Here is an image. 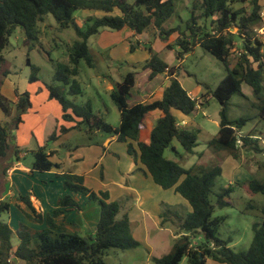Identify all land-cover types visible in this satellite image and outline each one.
Instances as JSON below:
<instances>
[{
  "label": "trees",
  "instance_id": "1",
  "mask_svg": "<svg viewBox=\"0 0 264 264\" xmlns=\"http://www.w3.org/2000/svg\"><path fill=\"white\" fill-rule=\"evenodd\" d=\"M244 1L194 0L191 16L185 23V29L181 30L179 27L168 29L163 26L174 12V0H0V51L6 47L9 36L17 27L22 28L29 43L38 41L41 36L39 23L48 14L54 17L59 29L73 28L75 31L77 38L69 46L68 61L58 62L52 81L45 84L48 97L61 106L62 119H78L71 128L60 126L59 133L86 128L89 133L116 135V141L125 144L128 155L136 164L143 166L142 171L156 185L164 190L173 189L190 205L191 211L185 215L176 214L165 209L166 205H161L160 225L166 222L177 224L178 236L169 253L153 258L154 264H179L183 257H186L187 264H206V258L223 264H264V207L259 210L261 222L252 226L253 237L246 251H235L228 246L230 239L218 237L219 228L226 218L213 216L214 208L230 205L225 197L230 195L232 187L222 188L213 204L210 194L222 168L216 166L204 170L199 165L185 168L165 156L169 147L176 153L171 145L174 139L186 152H191L198 145L197 133L180 126L174 112L188 116L202 103L182 87L177 79L176 67L168 65L157 52H152L151 47L147 48L149 57L142 68L149 70L148 80L165 73L168 85L160 99L130 103L136 73L128 71L120 81H114L109 94L119 112L116 127L93 111L90 102H75L76 97L83 93L76 80L80 62L84 61L90 68L95 66L88 39L100 28L115 31L127 28L133 31V36L153 28L161 41L169 37L175 39V45L179 47L176 60L184 58L199 45L220 60L226 69V74L211 91L220 104V119L218 131L208 145L227 152L236 160L240 148L264 154V148L258 146L254 133L239 135V129L247 118L230 121L226 113L230 98L234 93H241L242 84L249 86L256 96L262 91L264 33L259 35L257 30L264 27L260 15L263 0H249L250 11L243 6L234 9V4ZM79 10L99 12L101 15H90L80 24L74 15ZM232 29L236 31L232 32ZM139 44L138 40L130 42V51ZM165 48L171 50L172 45L167 44ZM26 64L31 68L28 82H37L38 67L32 65L29 59ZM15 97L17 100L13 103L0 91V110L6 117L11 116L9 122H0V159L6 157L10 150L15 160L19 158V148L11 144V132L22 122L21 117L31 107V101L26 91L20 93L16 90ZM12 104L15 110L13 116ZM154 111H159L161 115L150 131L149 140L141 141L139 134L144 120ZM256 116L264 122V94L258 98ZM51 139L56 140V135H52ZM54 153L45 146L32 150L30 171L45 172L58 167L51 160ZM260 167L264 170V163ZM63 176L66 189L96 202L99 219L94 233L81 236L65 228L61 217L66 212L64 209L76 205L68 194L58 198L57 207L45 215L35 208L29 195L16 196L17 207L30 222L44 224L42 229L19 223L18 228L12 230L8 222L1 218L9 212L11 204L9 200H0V264H107L103 257L108 249L130 250L139 246L132 236L127 215L118 218L121 210L118 202L108 200L105 191L96 193L86 187L81 175L67 172ZM246 188L249 193L264 194V179L248 180ZM198 236L203 240L194 244L191 239ZM13 237L17 238L15 247Z\"/></svg>",
  "mask_w": 264,
  "mask_h": 264
},
{
  "label": "rangeland",
  "instance_id": "2",
  "mask_svg": "<svg viewBox=\"0 0 264 264\" xmlns=\"http://www.w3.org/2000/svg\"><path fill=\"white\" fill-rule=\"evenodd\" d=\"M193 2L194 0H174V12L163 26L168 29L174 27H179L181 30L185 29V23L191 16L190 10L192 9ZM261 4L263 8L264 0ZM241 6L246 7L247 11H250L249 0L236 3L233 7L235 9ZM74 15L78 22L83 24L88 16L101 15V13L79 10ZM39 28L41 30V36L38 41L29 43L22 28L17 27L12 35L9 36L6 47L0 51V91L11 100L16 90L20 93L26 91L32 98L39 95L41 90L44 92L46 90L45 84L52 81L57 63L68 61L69 46L77 38L73 28L59 29L51 14L45 16L44 20L39 23ZM154 31L153 28H150L143 33L140 38V41L142 40L140 44H144V51L136 50L134 52H130V42L135 43L138 38L126 34L125 31L119 32L107 28H100L97 34L91 36L88 39V47L94 59L95 66L90 68L84 61L80 62V73L76 77V80L82 87L83 93L76 97L75 102H90L93 111L101 115L103 114L104 120L113 127H116L119 124V112L110 98L109 93L111 90L109 91L107 89L108 83L110 81H120L121 76L131 70L136 73L138 84L146 80V73L142 66L149 57L147 48L156 40L154 47L151 48L152 52L156 53L158 52V45L161 41V39H155L157 35ZM235 31V29H232V32ZM258 33L261 35L260 32ZM167 40H170L168 44L172 45L173 50H176L166 49L162 57L168 65L178 67L176 52L179 50V47L175 45V39L173 37ZM167 40H163L162 42H167ZM237 44H239V41H237ZM27 59L39 69V80L37 82H28L31 68L26 64ZM225 74L226 69L223 63L199 45L183 58L181 65L177 69V79L182 87L202 103L200 108L189 116H183L190 122L187 128L197 133L198 145L191 152H186L179 142L174 139L171 145L176 149V153L169 147L165 150V156L179 162L185 168L196 165L203 167L204 170H209L216 166L222 168L221 175L216 179L212 187L210 194L211 202L213 204L216 203L217 194L221 192L222 188L230 185L232 190L230 195L225 197L230 205L223 208L215 206L214 208L213 216H225L226 218L225 222L219 228L218 237L224 240L230 239L228 246L233 250L246 251L253 237L252 226L255 223L261 222L259 210L264 207V194L249 193L246 187L248 180L257 179L262 181L264 179V170L260 167L264 163V154L240 148L239 158L236 160L227 152L214 148L213 145H208L209 140L218 131L220 119V104L211 95V91L215 89ZM261 86L262 91L256 96L249 86L242 84L241 93H234L230 98L226 106V113L230 121H237L241 117H246L247 120L239 129V135L254 133L258 138V146L264 148V122L256 116L258 98L263 97L264 94V74ZM139 89L138 86V89L133 90L134 96L139 95ZM35 90L37 93H34ZM35 101V108H37L39 107L37 105L38 99ZM12 107L14 109V104H12ZM179 116L181 117V115ZM152 117L150 116L148 118L150 119ZM2 119L3 116L0 112V122H3ZM29 124L30 128L34 126L30 132H27L24 125L21 128L12 129L14 130L12 138H16L22 132L27 133V139L30 140L31 147L29 150H32L36 146V137L43 136L44 142L41 146H45L48 149L51 146L49 144L52 136L50 131L56 125L54 116L52 114L50 115L49 122L46 125L41 124L38 126L37 123L32 124L26 122V125L29 126ZM105 136L98 132L89 133L86 128L81 131L77 130L64 141L66 148L73 151H70L71 153L65 151V146L63 145V148L60 150L61 156L66 157L68 154L74 155L75 150L80 149L79 153L85 156L83 163H90L93 166L95 162H98V157L105 148L103 142ZM17 147L21 153H26L28 150L22 146ZM120 150H122V145L119 142H116L110 147V153L114 156H118ZM110 155H107V157H111ZM69 158L73 160L72 157H68L67 159ZM27 160L33 161L31 151ZM107 163L108 158L103 161L104 165H107ZM135 172L140 171L136 168L132 173L124 174L126 180L129 181V177L131 174H135ZM131 178L133 179V177ZM138 183H140V180H138ZM90 186L93 185L90 184ZM155 187L160 193L167 195L166 198L169 201L164 202L162 205H166L164 207L165 209H170L179 215H185L191 211L187 201L173 189L164 190L158 186ZM109 189L113 197L111 199L110 196L111 200L109 198L108 200L118 202L121 208L124 209L129 204L130 192H127L125 188L119 189L114 188V186H110ZM95 192L98 193L97 191ZM98 197L100 196L98 195ZM89 201L92 202L94 207L98 208L95 201ZM87 213L90 214L89 210H87ZM121 216L119 214L118 218ZM7 218V213L2 215V220L8 222ZM131 225L134 231L133 238L139 242V246L130 250L108 249L103 257L107 264H154V257H161L171 251L175 240V233L176 231L178 232L177 224L167 223L163 226L166 230L160 232L156 231L152 224L148 222V239L143 238L141 222H132ZM76 230L81 236L91 234L86 227H78ZM191 240L196 244L203 239L198 236ZM12 244L13 246L17 244L16 237L12 238ZM151 248H153V251L150 256L148 253L152 250ZM179 264H187L186 257H183ZM206 264L223 263L206 258Z\"/></svg>",
  "mask_w": 264,
  "mask_h": 264
},
{
  "label": "crops",
  "instance_id": "3",
  "mask_svg": "<svg viewBox=\"0 0 264 264\" xmlns=\"http://www.w3.org/2000/svg\"><path fill=\"white\" fill-rule=\"evenodd\" d=\"M118 31H125L126 34H130L132 37H137L139 42L142 41H140V38L143 34L133 36V31L127 28ZM157 38L158 37H156L155 39ZM170 38L172 37H169L168 39ZM169 41L170 40H167V42H159V49L157 53L161 57L163 52L166 50L165 45L168 44ZM155 43L156 40L153 41L149 45V47H154ZM136 50L144 51V44H139L133 51L130 52H134ZM171 50H173V48ZM175 50L176 49H174L173 51ZM186 55L184 57H186ZM182 61L183 58L177 60L178 67H176V75L177 69L179 68V65H181ZM143 70L146 73V80L138 84L136 77V83L133 90L138 89L139 86V95L134 96V91L132 90L130 103L160 99L162 96L163 89L165 88V86L168 85V76L165 73L157 74L153 79L148 80L149 70ZM112 83L113 82L111 81L108 83L107 89L109 91L113 89ZM187 92L192 98H194L189 91ZM34 93H37V91L35 90ZM37 99V105L39 107L35 108V100ZM16 100L17 98L14 95L11 101L15 103ZM30 101L31 107L22 115V122L19 124L18 127L21 128L24 125V127H26L27 132H30L31 129L34 128V126L30 128V124L28 126L26 125V122H30L32 124L37 123L38 126L41 124L46 125L49 122L50 115L52 114L54 116L56 125L54 129L50 131V133L52 135L55 134L57 139L49 140V144L51 146H49L48 150L55 152L51 160L54 164H58L59 166L54 167L51 170L45 172H31L30 167L32 164V160H27V157L30 155V151L43 144L44 137H36V146L32 150H29V148L31 147L30 140L27 139V133L22 132L19 136H16V138H12L11 144L13 143L14 145H17L19 147L22 146L28 149L26 153L20 152L18 154L19 158L17 160L14 159L12 150L8 152L6 157L0 159V200H9L11 204L10 210L7 213V221L12 230H16L18 228L19 223H24L34 229H42L45 226L44 224L39 225L32 223L25 217V215L17 207V195H29L35 208L42 211V213L45 215L46 213H51L57 207L58 198L68 194L71 196L76 205L64 209L66 210V212H64L61 217L64 221L65 228L71 232L72 229L73 232H77L76 228L86 227L91 234L94 233L95 226L99 219V209L97 207H94L92 202H90L88 198L83 194L79 192L70 191L64 187L63 175L67 172L83 176L84 184L86 187L93 190L94 192H107L109 199L110 196L111 199L113 197V194L109 189L110 186H114V188L119 189L125 188L127 192H130L129 204L126 205L124 209L121 208L119 214L122 216L126 214L131 224L132 222H141V233L144 239L149 238L148 222L152 224L156 231L163 232L164 230H166V228L164 229L163 226L171 222H166L163 226H161V218L159 215L160 211L162 210L161 205L164 202L169 201L166 198L167 195H165V193H160L156 189L155 186L158 185L153 182L152 178L149 175L145 174L142 171L143 166L140 164H136L130 157V155H128L125 144L119 142L122 145V150H120V154L116 152L118 153V156H114L110 153V147L117 142L116 135H109L107 137L105 136V138L103 139L105 148L103 149L102 154L99 155L98 162H95L93 166H91L90 163H83V160H85V156L84 154L79 153L80 149H76L74 155L68 154L66 157L61 156L60 150L63 148V145L65 146V151L69 153H71L70 151H73L66 148V144L64 143V141L67 140V138L77 130H69L66 133L60 134L59 128L60 126H63L65 128H71L75 125V122L78 119L74 118L75 120L73 121H64L61 117V106L57 101L48 97L47 90H45L44 92L41 90L39 95L34 96V98L30 97ZM198 108H200V106H198ZM14 112L15 110L13 109L12 116ZM174 113L179 120L178 122H183L182 127H187L190 124V122L185 117H183L185 115L181 114L178 111H175ZM1 114L3 116V122L1 123H6L11 120V116L6 117L2 112ZM178 114L181 115V117ZM160 115L161 114L159 111H154L147 115L139 134V138L141 141L147 142L149 140L150 131L155 121ZM102 116L104 115L102 114ZM150 116L153 117L149 119L148 117ZM13 131L14 130H12L11 134L13 133ZM107 155H110L111 157H107ZM68 157H72L73 160L70 158L67 159ZM106 158H108V163L107 165H104L103 161ZM70 160L72 161L70 162ZM5 167H7V169L5 172H3V169ZM136 168L140 172H135V174H131V176L129 177V181H127L126 176H124V174L127 175L128 173H132L133 171H135ZM142 176L144 177V179ZM131 177H133V179ZM138 180H140V183H138ZM90 184L93 186H90ZM87 210H89L90 214L87 213ZM131 233L132 236H134L132 225ZM177 233L178 232L176 231L175 238L178 236ZM151 249L152 250L148 253V255L150 256L153 251V248Z\"/></svg>",
  "mask_w": 264,
  "mask_h": 264
},
{
  "label": "built area",
  "instance_id": "4",
  "mask_svg": "<svg viewBox=\"0 0 264 264\" xmlns=\"http://www.w3.org/2000/svg\"><path fill=\"white\" fill-rule=\"evenodd\" d=\"M260 15H261V18L264 19V7L261 9ZM257 32H260V34L262 35L264 33V27L258 29ZM178 124L181 126L183 122H178Z\"/></svg>",
  "mask_w": 264,
  "mask_h": 264
}]
</instances>
